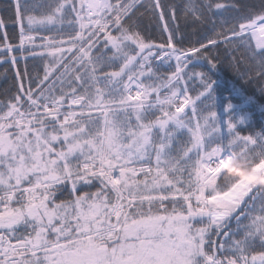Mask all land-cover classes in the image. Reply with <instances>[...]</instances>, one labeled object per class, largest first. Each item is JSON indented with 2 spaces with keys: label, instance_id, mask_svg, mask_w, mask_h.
Here are the masks:
<instances>
[{
  "label": "snow or ice",
  "instance_id": "snow-or-ice-1",
  "mask_svg": "<svg viewBox=\"0 0 264 264\" xmlns=\"http://www.w3.org/2000/svg\"><path fill=\"white\" fill-rule=\"evenodd\" d=\"M140 7L12 0L0 16V29L18 27L0 32V61L51 58L27 88L17 70L0 101V264H264V125L243 134L248 117L230 101L225 121L209 74L224 44L237 74L264 84V0H187L193 34L213 25L195 42L149 0L165 21L160 44L142 34Z\"/></svg>",
  "mask_w": 264,
  "mask_h": 264
},
{
  "label": "trees",
  "instance_id": "trees-1",
  "mask_svg": "<svg viewBox=\"0 0 264 264\" xmlns=\"http://www.w3.org/2000/svg\"><path fill=\"white\" fill-rule=\"evenodd\" d=\"M12 0H0V16H6L4 9H6ZM149 0H144L145 7H140L139 12L144 13L142 17L138 18L140 24V30L142 34L148 38L155 40L157 44L163 43L161 36H166V33L162 32L163 24L165 21H160L158 18V11H150L147 9L146 5ZM216 2V0H213ZM219 2H225V0H219ZM230 2L240 4L245 6V9L248 7H254L256 10H259V5L261 0H230ZM187 3V0H161V4L164 6L163 10L166 14V22L171 28L173 24L179 25L180 33L188 34L189 39L193 42L200 39L203 40L205 36L212 37L213 34V25L209 22L202 26H199L196 32L193 34V27L191 23H185L183 19V5ZM169 6L175 9L177 19L173 22L169 17ZM237 15V13H213V18L219 20L220 16L231 18L232 16ZM219 27V23H217ZM0 32H8L12 34L13 32H18V27L14 28L11 21L3 28L0 29ZM43 35H49L48 32H44ZM103 34H101L100 44L97 46L98 49L103 50ZM59 39V37H57ZM214 38V37H213ZM18 43L16 41H9ZM41 41L37 38L36 43L39 44ZM203 42L206 43V40ZM184 47L189 46L187 42ZM226 45L221 44L218 49H213V55H219L218 67L217 69L212 70L209 74L213 81H215L214 89L219 93V97L224 99L225 102H231L240 109L241 115L246 114L248 119L243 125L238 127L242 129L243 134H248L252 131H259L261 126L264 125V92L260 89L264 87V84L252 80L251 82L242 78L237 74V72L232 67V62L228 55L225 53ZM2 51V49H0ZM34 51L40 52L42 49L35 48ZM94 54L97 51L93 50ZM106 55H111L110 50H103ZM15 55V53H13ZM238 55V54H237ZM51 62V58L47 55L41 56H18V62L13 65L9 59L8 63L0 61V101H4L9 98L13 93L17 91L20 81L16 78V72L19 70L22 74L27 70V75L23 77V83L27 88L30 81L34 80L36 77L42 78L44 76L45 65ZM172 64V67H168V64ZM154 70H158L161 74H168L175 70L174 62L166 61L163 65L160 63L152 62ZM108 68H105V71H108ZM191 71V67L188 69ZM196 71H208V65L205 61H201L200 65L195 69ZM243 70V69H242ZM143 79V78H142ZM147 82V81H145ZM191 83V82H190ZM198 83V81H196ZM35 87L34 84L31 85ZM61 85L59 82L56 84V88L59 89ZM66 87V85H65ZM191 95L195 96L196 92H192ZM96 187H98V182H94ZM70 187V186H69ZM96 187L93 186H84L81 188V191H95ZM79 194V193H78ZM69 197L57 193V202L60 199H68ZM233 227L235 224L233 223ZM256 250H260L258 247Z\"/></svg>",
  "mask_w": 264,
  "mask_h": 264
},
{
  "label": "rangeland",
  "instance_id": "rangeland-1",
  "mask_svg": "<svg viewBox=\"0 0 264 264\" xmlns=\"http://www.w3.org/2000/svg\"><path fill=\"white\" fill-rule=\"evenodd\" d=\"M154 62L160 63L159 61H155V60H154ZM173 62H174V65H175V61L174 60H173ZM214 95L216 97V105H217L216 108H215V110L219 114H221L223 116L224 120L226 121L228 119V115L225 112V109H226L228 103L225 102L224 99H222V98L219 97V93L218 92L215 91ZM236 110H237V113L241 115L240 109L236 108Z\"/></svg>",
  "mask_w": 264,
  "mask_h": 264
}]
</instances>
